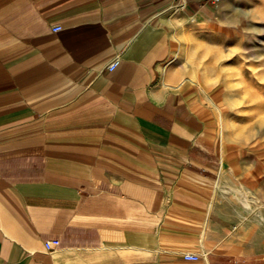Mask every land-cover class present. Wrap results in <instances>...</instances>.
Instances as JSON below:
<instances>
[{
	"label": "crops",
	"instance_id": "obj_1",
	"mask_svg": "<svg viewBox=\"0 0 264 264\" xmlns=\"http://www.w3.org/2000/svg\"><path fill=\"white\" fill-rule=\"evenodd\" d=\"M210 5L0 0V264H264V162L168 71Z\"/></svg>",
	"mask_w": 264,
	"mask_h": 264
},
{
	"label": "rangeland",
	"instance_id": "obj_2",
	"mask_svg": "<svg viewBox=\"0 0 264 264\" xmlns=\"http://www.w3.org/2000/svg\"><path fill=\"white\" fill-rule=\"evenodd\" d=\"M200 21L201 28L180 35L168 71L175 73L177 88L197 101L219 145L224 113V147H233L241 164L225 169L244 168L248 161L258 165L264 162V0H222ZM213 101L223 105L222 112Z\"/></svg>",
	"mask_w": 264,
	"mask_h": 264
},
{
	"label": "built area",
	"instance_id": "obj_3",
	"mask_svg": "<svg viewBox=\"0 0 264 264\" xmlns=\"http://www.w3.org/2000/svg\"><path fill=\"white\" fill-rule=\"evenodd\" d=\"M209 1L213 5H218V4H220L222 2V0H209ZM61 29H62L61 27H56L55 31L57 32V31H60ZM119 64H120L119 60L114 61L108 67V70H110V71L115 70L118 67ZM45 246H46L47 250H54V249H56V248H58L60 246V241L59 240L49 241V242H46ZM186 258H188V259H198L199 257H197V256H186Z\"/></svg>",
	"mask_w": 264,
	"mask_h": 264
},
{
	"label": "bare ground",
	"instance_id": "obj_4",
	"mask_svg": "<svg viewBox=\"0 0 264 264\" xmlns=\"http://www.w3.org/2000/svg\"><path fill=\"white\" fill-rule=\"evenodd\" d=\"M209 16V15H208ZM195 19V18H194ZM190 21V20H189ZM195 22V21H193ZM200 25V24H199ZM198 25V26H199ZM201 28V27H199ZM264 86V85H263ZM204 92V91H203ZM207 95V94H206ZM209 96V95H208ZM210 98V97H209ZM212 101V99H211ZM214 105L217 107V109L219 111L222 112V106L221 104H219L218 102H215L213 101ZM215 108V107H214ZM221 116V114H219ZM228 129H229V126L227 125L226 123V119H225V116H224V113L222 112V117H221V125H220V130H219V133H220V137H221V144L224 146V143H225V140L227 138V134H228Z\"/></svg>",
	"mask_w": 264,
	"mask_h": 264
}]
</instances>
